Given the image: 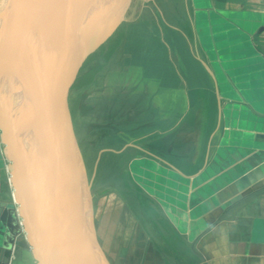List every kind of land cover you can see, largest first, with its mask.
Returning a JSON list of instances; mask_svg holds the SVG:
<instances>
[{
	"label": "crops",
	"instance_id": "1",
	"mask_svg": "<svg viewBox=\"0 0 264 264\" xmlns=\"http://www.w3.org/2000/svg\"><path fill=\"white\" fill-rule=\"evenodd\" d=\"M190 3L196 49L174 51V63L170 51L147 54L154 79L146 92H157L150 101L155 111L143 119L149 135L171 136L177 121L167 129L168 119L182 121L184 104H205L207 113L216 111L206 118L210 124L175 134L190 137V157L183 140L177 145L174 139L164 156L128 142L101 149L97 162L108 151L119 158L117 166L126 160L131 174L123 171L115 190L120 209L134 217L127 224L141 247L137 264H264V0ZM137 55L127 54V69ZM168 104L177 116L168 115ZM135 119L130 115L128 124ZM131 148L145 154L126 155ZM8 164L0 141V213L3 203L15 205ZM9 245L1 238L0 264H37L24 233Z\"/></svg>",
	"mask_w": 264,
	"mask_h": 264
},
{
	"label": "water",
	"instance_id": "2",
	"mask_svg": "<svg viewBox=\"0 0 264 264\" xmlns=\"http://www.w3.org/2000/svg\"><path fill=\"white\" fill-rule=\"evenodd\" d=\"M110 1L108 16L99 0H0V141L15 203H3L0 240L24 233L37 264H109L70 95L132 0Z\"/></svg>",
	"mask_w": 264,
	"mask_h": 264
},
{
	"label": "rangeland",
	"instance_id": "3",
	"mask_svg": "<svg viewBox=\"0 0 264 264\" xmlns=\"http://www.w3.org/2000/svg\"><path fill=\"white\" fill-rule=\"evenodd\" d=\"M110 2L99 0V4L94 5L102 7L105 15L110 16ZM194 10L190 0H132L123 23L111 39L87 61L73 86L70 95L72 121L88 176L93 178L96 231L109 264H137L135 259H141V247L138 243L137 246L134 244L136 231L133 228L129 230L130 225L127 224H132L134 217L128 210L120 209V198L115 190L123 171L125 175L131 174L126 160L122 162L121 168L117 166L119 158L111 156L113 153L108 151L103 153V161L97 162L100 150H118L131 142L164 156L165 148L175 139L177 145H181L183 140V154L190 157L192 142L185 143L186 138L189 140L190 137L183 135L175 138V134H186L191 128L207 127L210 121L206 118L216 113L210 108L207 113L205 104L189 108L184 104L182 121H166L167 129L177 121L176 130H168L173 134L166 137L158 133L149 135L151 130L147 128L148 121L143 119L155 111L151 108L150 101L157 92V89L154 94L146 92L149 80L154 79L147 69V54L150 51H170L167 58L174 63L177 60L174 51L196 49L193 34ZM133 51L141 55L133 58L136 60L130 63L133 67L127 69L126 57L127 54L131 56ZM127 77L131 78L134 85L133 93L128 97L123 94ZM167 108L169 116H177L174 105L168 104ZM132 114L138 119H135V124H128ZM161 128H164V124ZM144 154L138 148H131L126 153L137 158Z\"/></svg>",
	"mask_w": 264,
	"mask_h": 264
},
{
	"label": "bare ground",
	"instance_id": "4",
	"mask_svg": "<svg viewBox=\"0 0 264 264\" xmlns=\"http://www.w3.org/2000/svg\"><path fill=\"white\" fill-rule=\"evenodd\" d=\"M120 5V0H117L116 2H115V6H116V8L118 7ZM51 164H49V171H50V173H53L54 171L52 170L53 169V162H50ZM56 170V169H55ZM54 183V182H53ZM53 185V184H52ZM53 188H54V191H55V193H57V189L55 188V186L53 185ZM58 194V193H57ZM56 194V195H57Z\"/></svg>",
	"mask_w": 264,
	"mask_h": 264
}]
</instances>
